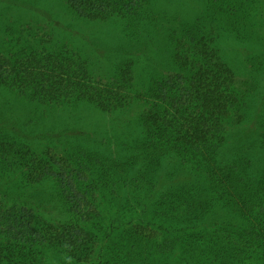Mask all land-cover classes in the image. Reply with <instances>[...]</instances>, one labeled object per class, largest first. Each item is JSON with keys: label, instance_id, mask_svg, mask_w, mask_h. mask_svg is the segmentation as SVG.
Wrapping results in <instances>:
<instances>
[{"label": "trees", "instance_id": "1", "mask_svg": "<svg viewBox=\"0 0 264 264\" xmlns=\"http://www.w3.org/2000/svg\"><path fill=\"white\" fill-rule=\"evenodd\" d=\"M218 2L213 5L212 15L222 19L236 37H243L238 18L248 15V10H223L222 2ZM65 3L77 17L97 22L110 18L133 22L143 18L150 7V0ZM250 11L254 18L259 15L257 10ZM183 32L173 40L171 69L152 79L142 93L132 98L139 105V139L121 162L104 161L97 152L85 150L69 159L33 155L25 145L0 140V161L17 166L30 184L52 182L78 216L77 224L55 226L36 219L25 208L3 207L0 203V264H44L43 249L48 246L62 247L69 257L85 260L97 233L103 234L105 245L112 244L110 231L101 224L97 194L103 189L112 193L113 187L122 186H127L130 193L139 192L131 196L135 203L127 211L138 208L142 198L147 203L139 204V214L151 209L154 216L183 226L175 241L161 242L156 241L157 232L132 226L123 231L121 244L113 243L117 252L127 257L142 252L143 262L150 260V254L178 250L182 257L203 256L205 261L211 258L213 264H264V161L252 169L247 157L224 153L231 131L247 120L253 84L249 76L237 80L220 54L218 37L211 29L193 23ZM42 51L41 56L32 50L0 52V88L35 103H86L105 114L128 109L130 62L121 64L115 75L102 81L91 75L83 59L76 60L62 48ZM261 99L264 108V95ZM255 129L257 142L252 145L264 157V111ZM246 146L247 154L251 146ZM165 161L186 166L192 179L178 191L152 200L156 187L148 181L149 173L154 174ZM93 172L96 174L89 179L87 175ZM144 182L145 188L139 186ZM224 214L239 221L237 230L228 232L226 238L218 227L206 229L209 223L235 228L221 221Z\"/></svg>", "mask_w": 264, "mask_h": 264}, {"label": "rangeland", "instance_id": "2", "mask_svg": "<svg viewBox=\"0 0 264 264\" xmlns=\"http://www.w3.org/2000/svg\"><path fill=\"white\" fill-rule=\"evenodd\" d=\"M216 1L222 2L218 3L223 10H248V15L238 18L243 26L240 27L243 37H236L222 19L212 15ZM149 4L143 18L126 23L117 18L103 22L79 18L69 10L65 0H0V52L32 50L41 56L42 50L62 48L76 60L83 59L91 75L102 81L115 75L125 62H130L132 68L128 109L122 113L105 114L86 103L55 106L29 102L0 88V140L25 145L33 155L69 159L72 154L85 150L97 152L104 161L121 162L130 155L139 139V105L132 98L142 93L152 79L171 69L173 42L183 36L185 28L199 23L217 35L219 52L237 80L248 76L251 79L253 87L247 120L231 131L224 153L226 156L243 155L252 169L259 168L264 157L252 144L257 142L255 127L264 111L261 99L264 95V0H150ZM250 10H257L259 15L254 18ZM248 144L251 150L246 154L244 148ZM8 163L0 161V203L3 207L25 208L36 219L55 226L78 223V216L56 192L52 182L30 184L17 166ZM95 174L87 176L90 179ZM148 179L156 187L152 192L153 200L181 189L192 179V172L176 161H165L154 174L149 173ZM139 186L145 188V182ZM126 188L113 187L112 193L103 189L97 194L101 224L110 231L113 243L121 244L119 238L123 231L135 225L157 232V242L162 239L175 241L180 236L183 225L179 222L154 216L151 209L149 213L139 214V204L147 203L142 198L138 208L134 206L127 211V207L135 203L131 196L139 192L130 193ZM221 216V221L236 227L209 223L206 229L218 227L226 238L228 232L237 230L239 221L229 214ZM97 234L96 243L85 260L69 257L62 247L48 246L43 249L44 264L214 263L211 258L203 260V256L184 254L187 256L182 257L178 250L150 254V260L143 262L145 254L141 251L140 254L133 251L135 254L127 257L124 252H117L113 243L105 245L103 234ZM175 243L178 247L177 241Z\"/></svg>", "mask_w": 264, "mask_h": 264}]
</instances>
